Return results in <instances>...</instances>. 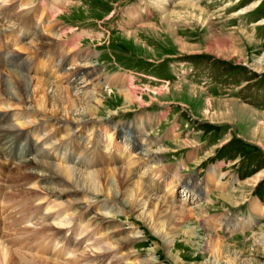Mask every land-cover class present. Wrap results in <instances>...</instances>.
Listing matches in <instances>:
<instances>
[{
  "label": "rangeland",
  "instance_id": "1",
  "mask_svg": "<svg viewBox=\"0 0 264 264\" xmlns=\"http://www.w3.org/2000/svg\"><path fill=\"white\" fill-rule=\"evenodd\" d=\"M2 5L13 7L14 12L22 15V20L33 16L32 24L43 10L40 23H44L46 18L64 29L59 42L67 53L77 50L94 53L89 64L113 82L103 87L101 117L111 116V123L115 126L124 123L141 130L145 123L139 117L146 114L150 119L155 118L145 131L159 141L154 148L164 149L156 169L161 170L157 173L160 175L159 187L152 191L155 196L173 198V203L182 207L200 205L205 215H220L222 222L242 224L239 225L241 230L229 228L227 231L224 230L226 225L213 221L204 228L198 214L190 211L187 220H183L181 228L172 237L173 242L168 249L164 245L162 247L161 239L147 224L135 218L137 214L127 219L125 213L108 212L106 216H97L94 224L98 223V227L86 220L78 227H84L89 233L100 226L104 231L105 225L138 227L136 229L141 234L132 240L130 248L136 257L131 258L143 259L150 255L155 264H236L239 261L237 256L244 264H264V249L255 242V237L264 234V0H3ZM163 14L170 18L169 26L161 22ZM218 38L224 39V44L227 41L226 46ZM19 41L6 40L3 44L24 57L27 53L23 48L19 49ZM72 61L83 63L84 60L74 57ZM33 67L37 68L38 75H45L49 69L48 65L40 63ZM53 68L49 69L54 72L51 79L58 83L64 75ZM115 78L120 79L116 81ZM122 82L136 88L137 97L143 100V104L134 102L124 109L122 99L112 96ZM148 88L165 89L157 95ZM14 104L7 110L9 114L22 111ZM102 128L106 130L99 134L97 131L96 136L101 151L106 145L107 150L115 147L117 139L115 129L107 124ZM12 141L8 142L9 148L7 145L4 147L13 155L20 153L24 155L20 158H32L28 155L27 141L14 138ZM120 149L116 150L117 153ZM63 154V157L59 154L62 162L49 160L59 165H71L73 157ZM135 154V149L127 147L124 155L117 156L122 157L125 166L134 169L138 162ZM8 161H3L6 169ZM102 165L100 163L96 167ZM211 165H215L213 169L217 174L223 175L224 189L219 191V188L209 187L200 197L196 194L197 198H189L188 201L191 193H188L186 185L205 182ZM147 176L144 175L143 181ZM35 184L38 186L39 181ZM173 189L175 195L171 196ZM7 191V183H0V193L7 194ZM223 194L228 196L227 200ZM5 196L2 195L3 198ZM49 196H45V200L50 199L52 208L61 211L65 221L72 223L76 217L75 223L79 224L77 215H70L72 203ZM2 197L0 235L22 237L28 231L40 229L32 219L33 223L30 219H22L21 223L9 224L15 215L23 216L22 213H29V208L33 212V201L18 198L15 201H20L18 208L14 207V202H3ZM102 197L84 208L85 213L92 209L102 212L99 209ZM253 202L261 210L259 216L251 209ZM6 215H11L10 220ZM71 231H75L74 227ZM71 231L68 230L72 236L70 240H79L80 237L74 238ZM34 232L29 236L33 237ZM68 238L66 235L63 239L65 244ZM36 241L37 244L31 242L33 246L29 249L25 241L9 243L11 264H37L31 258L32 255L36 258L38 247L47 249L50 253L46 257L55 259L56 264H107L105 257L96 259L91 248L84 247L86 256L64 250L60 240H55L53 235L49 237L46 234L42 240L40 237ZM207 242H210L208 249ZM176 256L177 262L174 260Z\"/></svg>",
  "mask_w": 264,
  "mask_h": 264
},
{
  "label": "bare ground",
  "instance_id": "2",
  "mask_svg": "<svg viewBox=\"0 0 264 264\" xmlns=\"http://www.w3.org/2000/svg\"><path fill=\"white\" fill-rule=\"evenodd\" d=\"M2 1H0V100H2L0 101V183L3 185L6 182L8 191L7 194L0 193V198L2 195H6L4 198L2 197L3 202L8 204L14 202L16 203L14 207L17 206L18 208L20 201L15 202L18 198L24 199L25 197L29 201H33L35 203L32 207L33 212L29 208V213H22L23 216L14 214L15 216L12 218H10L11 215L9 217L6 215V217L11 219L9 224H15V221L21 223L22 219H30L31 222L33 220L40 229L37 231L38 234L36 231V233L28 231L29 233L23 234L22 237L0 235V264H11L12 262V260L10 262L12 254L8 247L9 243L25 241V246H28L29 249L33 246L31 242L37 244L36 240L40 237L42 240L46 234L49 237L53 235L55 240H60L64 250L77 252L78 256L88 255L85 253L84 247L91 248L90 250H94L96 253L95 258L100 260V258L105 257L107 264H155L153 256L150 255L143 259L131 258L136 257L133 256L134 253L130 248L132 240L141 234L140 230L136 229L138 227L122 228L121 225H105L104 231L101 230L100 226V228L89 233L83 229L84 227L77 226H80L84 220L92 221V224L96 226L98 223L94 224V222L98 220L97 216H106L108 212L113 214L125 213L128 216L127 219L133 214H137L135 218L140 219L143 224H147L149 229L161 239L162 247L164 245L166 249L173 242L172 237H174L177 229L181 228L183 220L186 219L190 211L198 214L201 227L205 228L207 223L218 221V224L226 225L224 230L230 231L229 228L242 229V224L222 222L220 215L219 217L205 215L204 209L199 207L200 205L192 208L182 207L180 204L173 203V198L155 196L156 194L154 195L152 191L153 188L159 187V182L157 183L159 174L157 175V173L161 170L156 171V169L159 167L158 163L161 162V154L164 149L154 148L159 144V141L145 132L154 123L155 118L150 119L146 114L139 117L140 121L145 123L141 130L140 128L136 129L135 125L124 123L115 126L111 123V116L101 117L103 87L107 84L111 85L112 81L97 72L93 67L94 65L89 64L94 53L82 50L72 52L73 54L67 53L62 46L63 44L59 42L60 38H63L62 31L64 29L57 27L54 21H47L46 18L43 20L46 24L40 23L43 10L39 19L34 17L33 25V16L22 20V15L14 12L13 7L3 6ZM189 4L191 5L192 2ZM160 19L166 26L171 23L168 16L164 15ZM218 39L224 44V39ZM6 40H20L19 49L23 48L27 53L26 56L23 57L13 49L6 48V45L3 44ZM74 57L77 60H84L83 63H73ZM39 63L48 65L49 69L54 67L55 71L64 75L63 78L55 83L51 79L54 72L51 73L49 69L45 75L41 73L38 75L37 68L33 66ZM119 79L115 78L116 81ZM116 89L112 96L122 99L124 109L132 106L134 102L143 104V100L137 97L136 88H131L127 82L120 83ZM164 89L148 88V90L155 91L157 95H161ZM168 89L167 86V92ZM14 103L22 111L9 114L10 112L7 110L10 106L15 105ZM13 118L19 121H14ZM106 124L115 129L117 139L115 140V147L112 146L110 149L108 147L107 150L106 145V148L101 151V144L99 143L100 146L97 145L96 136L97 131L99 134L101 130H106L102 128ZM132 128L135 130L133 131ZM58 135L60 136L58 137ZM13 138L28 142V155L32 156L31 159L20 158L24 156L20 153L13 155L10 149L4 147L7 145L9 148L10 145L8 144L14 142L12 141ZM127 147L130 150L131 148L135 149L136 152L135 156L138 162L134 169H129L128 165L125 166L122 157L117 156V154L124 155ZM119 149L121 151L117 153ZM57 153L61 154L62 157L64 156L63 153L65 156L67 153V156L70 154L73 157L72 164L64 163V165L61 163L62 165H59L50 161L60 160L59 162H62L61 156ZM6 159L9 160L6 163L9 166H7L8 170L3 164ZM100 163L104 165L96 167ZM214 166L211 165L209 172L206 171L208 176L203 182L204 184H199L198 181L187 184L184 181L187 184L188 190H186L191 193L188 199H194L196 194L200 197L204 192L203 190L207 192L209 187L214 190L219 188V191L224 189L225 182L221 180L223 175L217 174L213 169ZM140 169L143 171L139 173ZM145 174L148 176L143 181ZM3 176H5V180ZM38 181L39 185L36 186L35 182ZM174 181L179 182L180 180L174 179ZM42 194L50 195L49 197H59L66 203H72L73 206L69 207V209L72 208V211L69 210L68 212L71 216L77 215L79 224L75 223L76 217L73 218L74 222L72 223L69 220L65 221L61 211H55L56 204H54L55 208H52L53 203L49 198L45 200L47 195L43 196ZM170 194L171 196L175 195L174 189ZM226 194L222 195L224 200L228 199ZM101 197L104 198L101 201L102 205L99 206L102 212L100 210V212H95L92 209L86 214L83 209ZM251 209L257 216L260 215L261 210L259 211L255 202L252 203ZM28 216L30 218H27ZM82 216L85 219H81ZM18 226L20 227V225ZM62 226L66 229H61ZM72 227H74V232L71 231ZM25 229L23 228V231H26ZM68 230L73 232L74 238L80 237L78 242L70 240L72 236ZM19 231L16 232H22ZM30 232H34L33 237L29 236ZM66 235L69 238L65 244L63 239ZM95 235L98 236L96 239ZM207 237H210L211 240L210 234ZM255 242L257 246L264 249V234H261L259 238L255 237ZM82 243H84L83 247H81ZM208 243L210 242H207V249L210 245ZM114 250L116 251L114 252ZM36 251L38 252L37 256L34 255L36 258L33 255L31 258L34 262L36 261L35 263H57L55 259L46 257L49 252L47 249L38 247ZM175 258L174 260L177 262L178 256ZM237 259L239 261L236 264H244L238 256ZM25 264L30 263L26 262Z\"/></svg>",
  "mask_w": 264,
  "mask_h": 264
}]
</instances>
